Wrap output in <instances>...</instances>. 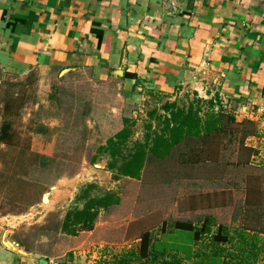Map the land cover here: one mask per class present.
Wrapping results in <instances>:
<instances>
[{
	"label": "rangeland",
	"instance_id": "1",
	"mask_svg": "<svg viewBox=\"0 0 264 264\" xmlns=\"http://www.w3.org/2000/svg\"><path fill=\"white\" fill-rule=\"evenodd\" d=\"M119 104L113 81L85 71L55 73L52 79L37 72L23 77L0 72V134L10 125L0 141V217L23 249L55 263L69 264L76 256L75 264H97L107 247L115 252L138 247L145 231L162 237L164 221H198L210 214L232 233L242 225L264 228L263 127L221 102L217 108L243 123L228 125L235 135L188 140L169 156L149 158L141 179L115 180L108 157L94 158L126 126L115 109ZM162 105L151 111L163 113ZM128 113L134 138L143 139L148 111ZM248 132L254 134L245 136ZM93 183L98 186L93 195L111 191L120 204L101 209L91 228L81 227L75 236L63 233L65 215L83 207L78 195ZM46 193L49 206L42 201ZM79 244L86 253L79 254Z\"/></svg>",
	"mask_w": 264,
	"mask_h": 264
},
{
	"label": "crops",
	"instance_id": "2",
	"mask_svg": "<svg viewBox=\"0 0 264 264\" xmlns=\"http://www.w3.org/2000/svg\"><path fill=\"white\" fill-rule=\"evenodd\" d=\"M74 71L113 81L126 118L197 94L264 128V0H0V72ZM7 221L0 264L55 263L21 252Z\"/></svg>",
	"mask_w": 264,
	"mask_h": 264
},
{
	"label": "trees",
	"instance_id": "3",
	"mask_svg": "<svg viewBox=\"0 0 264 264\" xmlns=\"http://www.w3.org/2000/svg\"><path fill=\"white\" fill-rule=\"evenodd\" d=\"M220 103L218 98L204 99L197 94L183 105L167 101L162 105L163 113L157 109L149 113L143 139L134 138L129 126L133 124L125 118L126 126L99 147L94 160L106 155L108 170L115 180L141 179L151 157L169 156L188 140H205L220 132L235 135V129L228 125L242 122L237 121L233 112L227 114L223 106L217 108ZM9 131L10 125L4 124L0 141L6 140ZM97 187L93 183L82 188L78 200L83 207L67 212L61 225L63 233L75 236L81 227L91 228L101 209L120 204V197L111 191L93 195L92 190ZM231 230L210 214L198 221H164L160 226L163 238L145 231L139 237L138 247H125L118 252L107 247L97 264H264V228L242 225L234 228L233 233Z\"/></svg>",
	"mask_w": 264,
	"mask_h": 264
},
{
	"label": "water",
	"instance_id": "4",
	"mask_svg": "<svg viewBox=\"0 0 264 264\" xmlns=\"http://www.w3.org/2000/svg\"><path fill=\"white\" fill-rule=\"evenodd\" d=\"M42 201L43 203H47L49 201V194H44L43 197H42ZM21 252H24L25 249H23L19 244H18V247H17Z\"/></svg>",
	"mask_w": 264,
	"mask_h": 264
},
{
	"label": "built area",
	"instance_id": "5",
	"mask_svg": "<svg viewBox=\"0 0 264 264\" xmlns=\"http://www.w3.org/2000/svg\"><path fill=\"white\" fill-rule=\"evenodd\" d=\"M54 264H59V263H54Z\"/></svg>",
	"mask_w": 264,
	"mask_h": 264
},
{
	"label": "bare ground",
	"instance_id": "6",
	"mask_svg": "<svg viewBox=\"0 0 264 264\" xmlns=\"http://www.w3.org/2000/svg\"><path fill=\"white\" fill-rule=\"evenodd\" d=\"M50 201H48L47 203H49Z\"/></svg>",
	"mask_w": 264,
	"mask_h": 264
}]
</instances>
